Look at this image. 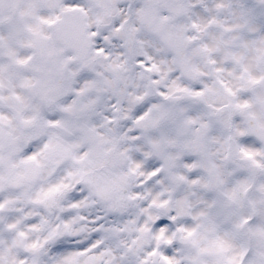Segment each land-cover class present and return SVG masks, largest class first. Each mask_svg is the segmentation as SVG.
<instances>
[{
  "label": "rangeland",
  "instance_id": "1",
  "mask_svg": "<svg viewBox=\"0 0 264 264\" xmlns=\"http://www.w3.org/2000/svg\"><path fill=\"white\" fill-rule=\"evenodd\" d=\"M1 52L0 264H264V0H0Z\"/></svg>",
  "mask_w": 264,
  "mask_h": 264
},
{
  "label": "water",
  "instance_id": "2",
  "mask_svg": "<svg viewBox=\"0 0 264 264\" xmlns=\"http://www.w3.org/2000/svg\"><path fill=\"white\" fill-rule=\"evenodd\" d=\"M48 29L55 42L71 40L81 43L85 48H89L92 45L91 35L88 33V22L85 12L78 6H71L63 9L60 15L48 24ZM263 85L264 76H261L252 83L250 89L252 90ZM12 101L15 105V109L23 107L22 102L15 96L12 97ZM19 165L29 178L35 179L37 177L39 165L36 161L24 160L20 161ZM91 260L92 256L89 255L85 264H91ZM69 264H75V259H71Z\"/></svg>",
  "mask_w": 264,
  "mask_h": 264
},
{
  "label": "flooded vegetation",
  "instance_id": "3",
  "mask_svg": "<svg viewBox=\"0 0 264 264\" xmlns=\"http://www.w3.org/2000/svg\"><path fill=\"white\" fill-rule=\"evenodd\" d=\"M72 6H73V5H72ZM70 7H71V6H70ZM61 11H62V10H60V12H59V14H58L57 16L60 15ZM57 16H55L52 20H50L49 23H50L51 21H53ZM49 23H48V24H49ZM47 27H48V25H47ZM124 28H125V27H124ZM0 54H1V57H2V58L7 59V60L10 59V56L7 55L6 53L1 52ZM13 96H15L16 98H18V99L21 101V99H20L18 96L14 95V94H11V95H10V100H11L12 103H13V101H12V97H13ZM21 102H22V101H21ZM22 104H23V102H22ZM13 105H14V103H13ZM23 106H24V104H23ZM14 107H15V105H14ZM35 120H36V118H32L31 121H28V122H27V124L30 125V124L33 123ZM30 122H31V123H30ZM229 130H230V128H229ZM229 133H230V131H229ZM262 133H263V132H262ZM229 139H230V138H229ZM230 154L233 155V151H232V150L230 151ZM233 156H234V155H233ZM235 157H236V156H235ZM250 167H251V170H252V166H250ZM251 173H252V172H251ZM25 174H26V173H24L25 178H26V179H29L28 176H26L27 174H26V175H25ZM30 180H31V179H30ZM165 220H169V219L165 218Z\"/></svg>",
  "mask_w": 264,
  "mask_h": 264
}]
</instances>
